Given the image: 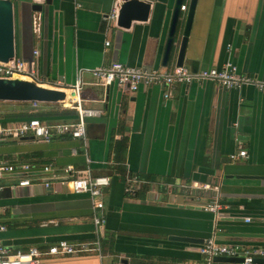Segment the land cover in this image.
Masks as SVG:
<instances>
[{"label": "crops", "instance_id": "crops-1", "mask_svg": "<svg viewBox=\"0 0 264 264\" xmlns=\"http://www.w3.org/2000/svg\"><path fill=\"white\" fill-rule=\"evenodd\" d=\"M11 1L15 57L34 61L39 85L64 91L66 98L0 101V126L33 117L46 125L75 121L68 102L77 80L83 107L101 113L86 118L83 140L66 135L44 143L30 134L0 140L1 163L29 166L27 173L0 179L5 248L45 251L61 240H94L92 203L87 194L72 192L67 167L75 177L88 172L110 179L97 211L105 219L102 253L43 257L39 264H244L208 262L198 250L207 239L264 248V92L194 82L128 93L96 85L91 75L115 62L146 72L175 67L181 30L168 65L161 64L175 0H146L147 20L129 28L103 20L118 13L122 0ZM182 6L183 19L188 0ZM227 62L264 82V0H197L183 67L195 65L196 72ZM241 150L245 157L230 159ZM127 176L145 182L134 196L125 192ZM21 180L30 184L19 186ZM214 202L221 205L217 213L204 208Z\"/></svg>", "mask_w": 264, "mask_h": 264}, {"label": "built area", "instance_id": "built-area-1", "mask_svg": "<svg viewBox=\"0 0 264 264\" xmlns=\"http://www.w3.org/2000/svg\"><path fill=\"white\" fill-rule=\"evenodd\" d=\"M185 6L181 7L184 10ZM117 18L116 11L104 16L105 22H113ZM109 45V42H106ZM96 85L107 88L110 85H117L122 91L133 93L141 86L153 84H163L171 87L173 84L189 85L194 82H213L224 89H240L243 86H253L256 90L264 92V82L248 75H241L231 62H227L221 69L210 68L196 72L185 67H172L169 70L146 72L142 68L129 67L122 63L115 62L108 67H100L90 71ZM25 79L36 84L41 83V78L36 69V63H27L20 58L14 57L8 63L0 62V79ZM81 82L77 80L71 87L72 97L68 102L71 109L76 111V120L70 122L55 123L46 125L37 118H31L21 122L17 126H0V140L7 138H21L28 134L38 141L49 143L55 136H70L73 139L83 140L86 135L85 120L87 117L99 116V110H92L83 107L80 100ZM166 94L165 97H168ZM36 106V103H34ZM246 152L241 150L238 154L230 155V159L245 157ZM29 166L26 164H4L0 162V179L6 174L27 173ZM48 171V167L44 168ZM69 174L71 190L73 193H85L89 196L93 210L94 240L91 243L70 244L61 240L49 246L45 251L32 247L26 251L10 252L0 243V264H39L43 257H65L78 256L86 253H93L101 256L102 228L105 224L103 216L97 211H102L103 190L110 185L109 177H92L88 172L85 177H75L71 167L65 169ZM29 180L19 181V186H28ZM145 184L137 176H127L124 189L127 194L134 196L138 188ZM46 188L50 187L49 182H45ZM212 213H217L221 205L217 202L204 206ZM248 220V219H247ZM5 228L0 226V231ZM199 254L206 257L210 262L216 257L240 258L244 264H252L256 259L264 260V248L247 247L242 245H220L212 239L204 241L198 250Z\"/></svg>", "mask_w": 264, "mask_h": 264}, {"label": "water", "instance_id": "water-1", "mask_svg": "<svg viewBox=\"0 0 264 264\" xmlns=\"http://www.w3.org/2000/svg\"><path fill=\"white\" fill-rule=\"evenodd\" d=\"M185 0H175L168 29L166 44L162 56V66L166 67L174 51L176 37L181 30V41L178 49L175 67H183L185 50L190 35L197 0H188L187 11L182 19L181 6ZM51 0H45L49 4ZM151 3L146 0H122L117 13V26L129 28L132 21H146ZM39 9L38 5H33ZM181 27V28H180ZM16 56L14 31V6L11 0H0V62L8 63ZM191 71L195 72V65ZM64 91L48 88L25 79H0V101L3 102H38L58 103L64 101ZM214 260L243 263L240 258L216 257ZM256 263L264 260L256 259ZM126 264V261H123Z\"/></svg>", "mask_w": 264, "mask_h": 264}, {"label": "rangeland", "instance_id": "rangeland-1", "mask_svg": "<svg viewBox=\"0 0 264 264\" xmlns=\"http://www.w3.org/2000/svg\"><path fill=\"white\" fill-rule=\"evenodd\" d=\"M104 256H106L105 253H104ZM105 263H107V264H111V263L108 261V259H105Z\"/></svg>", "mask_w": 264, "mask_h": 264}, {"label": "trees", "instance_id": "trees-1", "mask_svg": "<svg viewBox=\"0 0 264 264\" xmlns=\"http://www.w3.org/2000/svg\"><path fill=\"white\" fill-rule=\"evenodd\" d=\"M34 118V117H33ZM31 119V118H30Z\"/></svg>", "mask_w": 264, "mask_h": 264}]
</instances>
